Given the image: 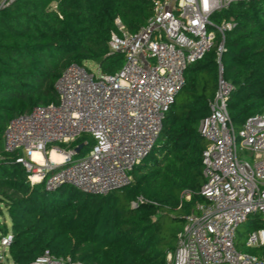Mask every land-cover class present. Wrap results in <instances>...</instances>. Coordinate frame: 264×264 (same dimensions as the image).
<instances>
[{
    "label": "trees",
    "instance_id": "1",
    "mask_svg": "<svg viewBox=\"0 0 264 264\" xmlns=\"http://www.w3.org/2000/svg\"><path fill=\"white\" fill-rule=\"evenodd\" d=\"M152 13L153 0H14L0 10V205L11 219L14 264H29L47 250L85 264H167L185 216L204 201L208 142L199 125L216 92L221 37L186 70V85L129 186L107 195L68 185L48 191L42 183L31 185L25 168L14 162L16 154L2 148L8 121L37 105L58 103L56 84L69 65L91 61L108 74L122 67V53L108 55L115 18L134 33ZM214 18L235 23L225 34L220 62L234 85L229 114L240 127L264 111V0L233 2ZM84 142L93 143L85 135L70 146ZM139 197L144 201L133 206ZM246 253L264 255V247Z\"/></svg>",
    "mask_w": 264,
    "mask_h": 264
},
{
    "label": "built area",
    "instance_id": "2",
    "mask_svg": "<svg viewBox=\"0 0 264 264\" xmlns=\"http://www.w3.org/2000/svg\"><path fill=\"white\" fill-rule=\"evenodd\" d=\"M13 1L0 0V10ZM237 1L153 0L152 15L134 33L115 18L108 55L122 53V67L108 74L97 63L95 70L69 65L56 84L58 103L37 105L8 121L3 150L16 154L14 162L25 168L31 185L42 183L48 191L68 185L107 195L129 186L131 172L153 149L166 113L186 85V70L221 37L217 88L199 128L208 142L202 155L204 201L185 216L167 259L171 264H264V255L243 253L236 245L238 227L256 214L264 216V111L234 125L228 110L234 85L224 78L220 57L235 23L214 18ZM85 135L93 143L84 142L76 157L70 145ZM54 151L62 158L54 160ZM142 201L139 197L132 205ZM12 241V230L0 233V264ZM246 246L264 247V228L250 232ZM29 264L85 263L47 250Z\"/></svg>",
    "mask_w": 264,
    "mask_h": 264
},
{
    "label": "rangeland",
    "instance_id": "3",
    "mask_svg": "<svg viewBox=\"0 0 264 264\" xmlns=\"http://www.w3.org/2000/svg\"><path fill=\"white\" fill-rule=\"evenodd\" d=\"M215 21V19H213ZM86 66L89 67L92 70H95V64L94 62H87ZM200 128V125H199ZM2 148H4V141L2 143ZM0 207V233L1 231H4L6 229L11 230V219L7 212V209L5 208L4 204H1ZM257 219V220H256ZM252 217L251 220L247 221L246 223H243L238 227L237 230V248L239 251H242L243 253H246V251L249 249V247L246 246V240L250 232L258 230L260 228H264V216L260 215L258 218ZM8 258L3 262V264H12L13 261L11 259L10 254L8 253ZM167 264H171L167 259Z\"/></svg>",
    "mask_w": 264,
    "mask_h": 264
},
{
    "label": "water",
    "instance_id": "4",
    "mask_svg": "<svg viewBox=\"0 0 264 264\" xmlns=\"http://www.w3.org/2000/svg\"><path fill=\"white\" fill-rule=\"evenodd\" d=\"M83 148H84V144L83 143H81L78 146H76V148H75V152H76L75 156L76 157H78L80 155V153H81Z\"/></svg>",
    "mask_w": 264,
    "mask_h": 264
},
{
    "label": "bare ground",
    "instance_id": "5",
    "mask_svg": "<svg viewBox=\"0 0 264 264\" xmlns=\"http://www.w3.org/2000/svg\"><path fill=\"white\" fill-rule=\"evenodd\" d=\"M52 158L54 160H59L62 158V156L54 151V152H52Z\"/></svg>",
    "mask_w": 264,
    "mask_h": 264
}]
</instances>
